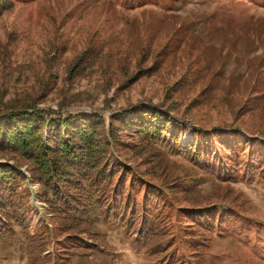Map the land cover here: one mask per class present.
<instances>
[{"label":"rangeland","instance_id":"rangeland-1","mask_svg":"<svg viewBox=\"0 0 264 264\" xmlns=\"http://www.w3.org/2000/svg\"><path fill=\"white\" fill-rule=\"evenodd\" d=\"M12 1L0 17V109L36 103L52 116L95 112L108 126L112 114L151 103L177 120L168 148L120 130L109 139L101 173L113 170L99 179L101 192L86 182L88 198L111 197L115 184L118 198H156L145 211L155 216L157 239L168 240L157 242L142 222L110 225L100 245L116 252L114 263L192 264L194 254L197 263L214 255L208 264H264V187L235 181L264 155V133H253L264 128V0ZM177 142H196L205 154L180 151ZM22 164L21 193L43 218L48 206L30 163ZM237 192L249 216L234 210L230 233L205 239L211 204ZM190 203L196 208L185 212ZM0 264L19 262L0 249Z\"/></svg>","mask_w":264,"mask_h":264},{"label":"trees","instance_id":"trees-1","mask_svg":"<svg viewBox=\"0 0 264 264\" xmlns=\"http://www.w3.org/2000/svg\"><path fill=\"white\" fill-rule=\"evenodd\" d=\"M11 2L0 0V17ZM176 121L167 109L151 103L138 104L112 114L108 126L103 116L95 112L52 116L36 103L0 109V159H4L0 161V249L4 258L16 257L19 264H96L93 260L96 256L99 264H115L116 252L107 243L100 244L109 237L110 225H115L114 229L120 231L126 220L131 225L142 222L144 227L148 224L156 231L157 239L159 232L155 229V216L145 211L152 208L156 198H143L141 203L142 198H129L122 192V198H118L115 195L118 184L114 185L109 198H88L86 182H89V187H96L98 194L101 192L99 179L110 177L113 170L110 168L101 173L110 156L109 139L117 141L120 130H128L131 135L168 148L166 136L171 134L169 127ZM247 130L250 132L249 128ZM258 131L264 133V128L253 133L259 134ZM175 147L180 151L205 154L196 142L187 146L177 142ZM9 154L13 157H6ZM256 158L250 159L251 163L243 169L245 174L235 176V181L258 182L264 187V155ZM22 159L30 163L27 171L32 181L40 186L38 199L48 206L43 218L34 212L30 198L21 193L24 189L22 180L27 178L21 169L24 166ZM25 189L30 194L29 189ZM238 192L237 198L234 196L211 204L208 211L214 213V220L206 222L208 217L205 216L202 221L207 225L202 233H205V239L212 235L219 236V239L226 235L217 234L230 233L228 227L236 220L231 218V215L236 217L234 210L249 216L238 207L243 200ZM242 195L248 198L249 194ZM137 203L140 205L138 208ZM194 208L190 203L182 209L187 212ZM217 224L219 231H216ZM98 235L101 236L99 239ZM165 240L157 239V242L164 243ZM97 247L101 251H96ZM167 247L170 254L169 241ZM191 257L192 264H201L203 260V264H208L206 260H212L214 255L199 263L194 254ZM233 260L237 262L239 258Z\"/></svg>","mask_w":264,"mask_h":264}]
</instances>
